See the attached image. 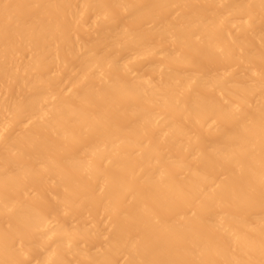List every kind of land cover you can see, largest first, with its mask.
<instances>
[{
    "label": "bare ground",
    "instance_id": "obj_1",
    "mask_svg": "<svg viewBox=\"0 0 264 264\" xmlns=\"http://www.w3.org/2000/svg\"><path fill=\"white\" fill-rule=\"evenodd\" d=\"M0 264H264V0H0Z\"/></svg>",
    "mask_w": 264,
    "mask_h": 264
}]
</instances>
